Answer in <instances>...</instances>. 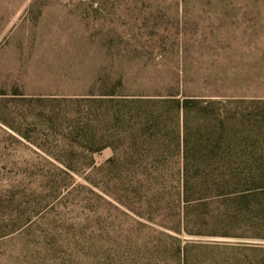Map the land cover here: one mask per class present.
I'll use <instances>...</instances> for the list:
<instances>
[{"label":"rangeland","instance_id":"374dc122","mask_svg":"<svg viewBox=\"0 0 264 264\" xmlns=\"http://www.w3.org/2000/svg\"><path fill=\"white\" fill-rule=\"evenodd\" d=\"M0 264H264V0H0Z\"/></svg>","mask_w":264,"mask_h":264},{"label":"trees","instance_id":"16d2710c","mask_svg":"<svg viewBox=\"0 0 264 264\" xmlns=\"http://www.w3.org/2000/svg\"><path fill=\"white\" fill-rule=\"evenodd\" d=\"M178 107H180L179 104H178ZM115 119L118 120V122L121 121V117H119V116H116ZM178 144H179V141H178ZM240 165L242 166V165H245V164H243V162L240 161L237 164V167L239 168ZM181 176H182V179H181L182 180V191L180 193V200L181 201L185 202L186 205H190L192 203L203 202V200L208 201V198H210V196H208L207 198H204L203 196H201V197H195V195H194L195 192L193 191V188L190 185H191L192 181H195L196 182V181H198V179L196 180V178L192 177L188 173V171H186V170L182 173ZM237 191L238 192H236V194L233 195L234 198H229V200L233 202L234 206H235V204L237 202L238 203L239 202H242V204H243V202H245V207L242 208V207H240L238 205L239 207L236 210V217L238 216V214L244 215L246 213V211L251 212L252 214L259 213V210L260 209L256 205L255 206L254 205H250L251 199L249 198V197H253V199H255L256 197H254V196L257 195V193L255 194L254 191H249L248 192L247 190L246 191H243V192H241L239 190H237ZM199 192L197 191L196 193H199ZM222 192H225V191H222ZM227 193L228 192H226V193H220L221 195L220 194H217L219 196H216V197H217V199H221V198L225 197V195ZM221 196H223V197H221ZM226 197H227V195H226ZM226 200L228 201V199H226ZM226 200H222V201H225L226 203H224V204L227 205L230 202H227ZM244 209H246V211H244ZM224 214H227V212H225ZM227 219L230 220L228 216H227Z\"/></svg>","mask_w":264,"mask_h":264}]
</instances>
